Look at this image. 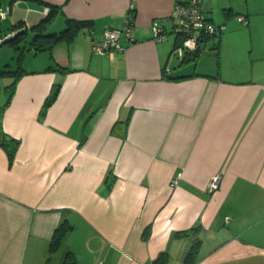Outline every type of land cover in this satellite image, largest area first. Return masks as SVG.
Here are the masks:
<instances>
[{"label": "crops", "instance_id": "obj_1", "mask_svg": "<svg viewBox=\"0 0 264 264\" xmlns=\"http://www.w3.org/2000/svg\"><path fill=\"white\" fill-rule=\"evenodd\" d=\"M187 1L0 0V41L50 6L45 33L91 21L49 50L28 31L21 68L0 76L15 80L1 127L19 141L11 162L0 146V264H62L68 251L73 264H264V0H203L219 37L181 60L174 6ZM127 17L131 38L93 52Z\"/></svg>", "mask_w": 264, "mask_h": 264}, {"label": "built area", "instance_id": "obj_2", "mask_svg": "<svg viewBox=\"0 0 264 264\" xmlns=\"http://www.w3.org/2000/svg\"><path fill=\"white\" fill-rule=\"evenodd\" d=\"M203 0H188L186 3L176 4L174 11L177 15V22L174 24L172 32L179 36L178 43L173 47L171 54L179 59L185 55L197 50L201 42L214 39L220 34L221 25L214 24L208 19L202 9ZM7 9H3L0 3V21L5 18ZM237 20L246 23L244 16H237ZM133 31L132 19L127 17L122 28H105L102 31L100 39L91 40L92 51L98 54L111 52L113 49L120 48L119 38L123 33L131 38ZM154 39H162L165 35L162 33V27L153 23L151 27ZM92 33V31H91ZM2 37L1 40L5 39ZM220 175L210 178L206 185L208 191H215L219 187ZM96 264H103L102 261Z\"/></svg>", "mask_w": 264, "mask_h": 264}, {"label": "trees", "instance_id": "obj_3", "mask_svg": "<svg viewBox=\"0 0 264 264\" xmlns=\"http://www.w3.org/2000/svg\"><path fill=\"white\" fill-rule=\"evenodd\" d=\"M56 8L57 7H55V6H50L48 8V12L46 13L44 19H42V21H40L38 24L31 26L28 30L26 29V27L22 28L20 23H15L11 27V32L18 31L21 28L24 29L23 33H17L14 36L10 37L8 40L3 41V43L13 44V45H15L16 49H19L18 54H17L18 60L21 58V54L23 53L22 48L18 47V43L20 41L24 40V37L28 31L32 32L30 44L32 45V47L35 50H44V49L49 50L51 48V46L53 44H55L56 42H59V41L69 42L73 39V37L77 34V32L81 28L91 26V21L67 18L65 20V27L62 30H60L58 32H53V33H45V29H46L45 22L50 21L54 17V15L56 13ZM218 37H219V35H218ZM214 45L215 46H213L212 49H215L217 44H214ZM198 51H199V48L197 50L185 55L184 58L186 59V57L188 55L196 57L198 54ZM215 53H217V52H215ZM183 59H181V60H183ZM20 68L21 67H18V69H16V70H11V69L1 70L0 76L15 75L19 71ZM14 86H15V80H12V82L10 84L9 96H8L6 102L0 107V146L6 152L9 162H11L13 157H14V154H15V151L18 147L19 141L17 139H15L14 137L6 134L2 130L1 118H2V113L5 109V107L10 102L11 94H12V91L14 89ZM57 93H58V86L55 85L51 88L48 96L46 97V99L42 105V112H44L48 108V106L55 100ZM69 227L70 226L68 225V223L66 221H63L54 230L52 237H51L50 245H49L50 250H53L57 247L58 243L60 242V240L64 236V234L68 231ZM185 232H187V231H185ZM197 244H198V241L195 242L193 244V246L190 248V250L188 251V253L186 255V260L193 257V254L197 250V246H198ZM163 258H164V255L161 254L154 261V263L155 264L161 263ZM74 262H75V260H74V256L72 255V253L70 251L66 252V254L62 260V264H73Z\"/></svg>", "mask_w": 264, "mask_h": 264}, {"label": "rangeland", "instance_id": "obj_4", "mask_svg": "<svg viewBox=\"0 0 264 264\" xmlns=\"http://www.w3.org/2000/svg\"><path fill=\"white\" fill-rule=\"evenodd\" d=\"M50 30V28H47ZM60 30V29H59ZM32 37V34L26 39V41H30ZM25 41V42H26ZM27 41V42H28ZM19 46H22L23 42L20 41ZM31 50H26L25 53L29 54ZM210 52L213 54V52L210 50ZM203 54V49H201L200 54ZM18 52L17 49L15 48V45L6 43L3 45H0V70H16L18 67H20V64L17 62V57H18ZM178 59V58H176ZM11 77H0V107L6 102L8 96H9V91H10V84L12 82ZM261 264V263H259Z\"/></svg>", "mask_w": 264, "mask_h": 264}, {"label": "water", "instance_id": "obj_5", "mask_svg": "<svg viewBox=\"0 0 264 264\" xmlns=\"http://www.w3.org/2000/svg\"><path fill=\"white\" fill-rule=\"evenodd\" d=\"M22 32H24L22 29H20V30H18V31H14V32H12V33L9 34L8 36H6L5 39H3L2 41H0V45H2L3 41L8 40L10 37L14 36L15 34H17V33H22Z\"/></svg>", "mask_w": 264, "mask_h": 264}]
</instances>
